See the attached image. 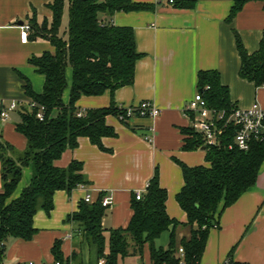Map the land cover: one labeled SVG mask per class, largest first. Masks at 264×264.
Returning a JSON list of instances; mask_svg holds the SVG:
<instances>
[{
    "label": "crops",
    "instance_id": "1",
    "mask_svg": "<svg viewBox=\"0 0 264 264\" xmlns=\"http://www.w3.org/2000/svg\"><path fill=\"white\" fill-rule=\"evenodd\" d=\"M133 1L150 7L118 11L114 15L101 14L106 22L134 29L141 57L136 63L133 84L114 91L107 89L100 95H82L77 106L86 110L114 103L117 108L124 109L150 100L160 108V114L126 120L121 119V114H110L106 121L116 134L103 137L106 149L86 136L79 138L78 147L67 149L56 165L67 167L73 160L83 162V173L89 183L74 188L71 193L57 190L53 209L47 212L40 208L35 214L37 231L34 236L30 240L13 237L7 240L4 264H28L30 261L55 264L53 247L58 240L64 264H98L101 258L97 244L90 243L84 232L68 221V216L79 211L87 195L95 202L103 193L113 198L103 218L105 233L108 234L109 229L127 227L133 215L134 196L138 191L146 193L156 169L161 186L168 192L167 212L181 222L176 227L177 239L188 237L190 228L185 225L188 215L177 200L185 183L180 163L209 165L206 148H184L186 134L183 129L192 125L185 107L198 91L199 72L217 70L237 106L249 107L255 101L264 105V87H256L239 74L241 57L236 42L238 32L250 53L259 48L264 32L262 0L247 1L232 20L229 15L235 0ZM53 2L0 0V102L4 105L13 100H29L26 80L35 92L44 90L45 76L31 60L47 51H55L46 35L37 34V25L52 23ZM69 7L70 1L66 0L60 29L63 36L68 29ZM27 24L31 26L30 39L23 42L21 31ZM66 79L68 86L63 100L68 103L73 81L71 66L66 69ZM20 120L18 111L10 112L6 120L0 118V134L17 150L23 151L27 139L17 130ZM32 176V165L25 166L13 198L21 195ZM218 224L210 230L200 264H228L227 260L236 264H264V166L256 185L223 210ZM170 233V230L164 232L156 245L167 248ZM117 264H152L149 246L146 245L142 256L130 254L119 258Z\"/></svg>",
    "mask_w": 264,
    "mask_h": 264
},
{
    "label": "trees",
    "instance_id": "2",
    "mask_svg": "<svg viewBox=\"0 0 264 264\" xmlns=\"http://www.w3.org/2000/svg\"><path fill=\"white\" fill-rule=\"evenodd\" d=\"M69 24L61 35V25L66 0H54L51 4L53 21L50 28L43 23V30L55 51H47L31 60L45 76L44 90L37 93L26 80L29 99L46 106V117H37L38 108L22 105L17 130L27 139V147L17 150L0 134V162L2 165V191L0 192V264H4L7 240L10 237L30 240L37 231L34 216L38 209H53L57 190L71 193L78 186L89 183L83 173V162L73 160L67 167H59L56 161L67 149H75L79 138L89 137L100 148L106 149L102 139L115 136L114 128L107 124L110 114L124 113L112 103L108 107L81 110L77 101L82 95H100L107 89L133 84L136 63L141 57L137 51L134 29L106 22L101 14L114 15L118 11L142 10L148 4L133 0H69ZM250 0H235L229 15L232 20L243 5ZM264 2V0H262ZM35 25V24H34ZM35 28V27H34ZM43 34L37 27V34ZM237 48L241 57L240 76L256 87H264V32L259 48L250 53L238 32ZM73 69V81L68 103L63 94L68 86L66 69ZM210 85L209 89H205ZM198 90L203 92L210 106L232 110L236 103L230 98L229 87L222 83L217 70L199 72ZM219 144L205 145L201 133L191 125L186 134V149L206 146L209 165L189 166L180 163L184 186L177 194L180 206L187 212L185 224L190 235L180 241L176 227L180 221L167 212V189L161 186L158 169L150 180L144 198L134 196L133 215L127 227L109 229L103 227L107 206L101 193L95 202L84 201L79 211L68 216V221L81 229L90 243L98 246L99 257L106 264H117L119 258L130 254L142 256L149 246L152 264H200L207 246L210 230L218 226L223 210L236 202L247 190L256 185L264 166V139L252 138L247 150L234 144L238 127L232 123L224 127ZM32 165L33 176L18 198L13 194L23 177L25 166ZM171 231L167 248L156 245V240ZM182 247L184 255L179 254ZM108 249V252H107ZM234 251V249H233ZM55 260L64 264L61 242L53 247ZM232 253V252H231Z\"/></svg>",
    "mask_w": 264,
    "mask_h": 264
},
{
    "label": "built area",
    "instance_id": "3",
    "mask_svg": "<svg viewBox=\"0 0 264 264\" xmlns=\"http://www.w3.org/2000/svg\"><path fill=\"white\" fill-rule=\"evenodd\" d=\"M21 31V40L27 42L30 39L29 24L23 25ZM210 85H207L205 89H209ZM22 105H29L32 108H38L37 117L40 120H44L46 117V106L44 104L37 103L32 99L19 102L16 100L11 101L8 105H4L0 102V118L6 120L10 116V112L18 111ZM124 113H121L120 117L123 120L129 119L134 116L139 117H155L160 114V108L150 100H143L137 105L128 106L123 109ZM185 112L192 118V126L202 134L205 145H216L220 143L221 136L224 133V127L227 124H234L238 127L234 138V144L240 149L247 150L250 146V140L252 138L264 139V105L259 102H254L249 107L234 106L230 112L226 109H218L210 106L207 99L204 97L203 92L197 91L194 97L185 107ZM84 110H80L78 115H82ZM83 186V185H81ZM137 199H142L145 196V192H136ZM85 201L92 202V197L87 195ZM103 204L109 207L113 203L112 196H105L102 200ZM72 236V235H71ZM69 235V237H71ZM179 254L184 255L182 247L179 248ZM228 264H236L227 260ZM28 264H35L30 261ZM55 264H62L60 261H56ZM98 264H106V260L101 258Z\"/></svg>",
    "mask_w": 264,
    "mask_h": 264
},
{
    "label": "rangeland",
    "instance_id": "4",
    "mask_svg": "<svg viewBox=\"0 0 264 264\" xmlns=\"http://www.w3.org/2000/svg\"><path fill=\"white\" fill-rule=\"evenodd\" d=\"M50 26H51V23H49V25H48V27L50 28ZM37 27L40 29V30H42V32H43V34H49V29H47V30H43V24L42 25H37ZM165 236V235H164ZM158 240V239H157ZM162 241V240H161Z\"/></svg>",
    "mask_w": 264,
    "mask_h": 264
},
{
    "label": "water",
    "instance_id": "5",
    "mask_svg": "<svg viewBox=\"0 0 264 264\" xmlns=\"http://www.w3.org/2000/svg\"><path fill=\"white\" fill-rule=\"evenodd\" d=\"M22 23V22H21ZM203 148L205 149L206 148V146H203Z\"/></svg>",
    "mask_w": 264,
    "mask_h": 264
}]
</instances>
